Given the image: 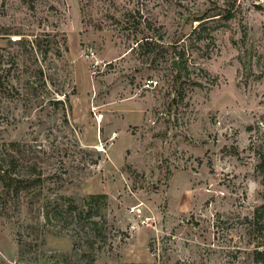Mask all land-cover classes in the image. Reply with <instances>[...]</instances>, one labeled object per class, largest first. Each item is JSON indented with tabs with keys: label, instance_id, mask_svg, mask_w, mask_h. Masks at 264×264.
Here are the masks:
<instances>
[{
	"label": "rangeland",
	"instance_id": "374dc122",
	"mask_svg": "<svg viewBox=\"0 0 264 264\" xmlns=\"http://www.w3.org/2000/svg\"><path fill=\"white\" fill-rule=\"evenodd\" d=\"M263 123L264 0H0V143L47 177L0 215V264H90L41 205L96 194L94 264H264Z\"/></svg>",
	"mask_w": 264,
	"mask_h": 264
},
{
	"label": "trees",
	"instance_id": "16d2710c",
	"mask_svg": "<svg viewBox=\"0 0 264 264\" xmlns=\"http://www.w3.org/2000/svg\"><path fill=\"white\" fill-rule=\"evenodd\" d=\"M178 60L180 68H185V53L180 52ZM257 154V169L264 176V146L259 148ZM40 165L37 156L30 157L28 149L21 142L0 143V215L12 205L19 208L27 204L29 208H34L37 203L41 204L47 177ZM45 202L41 205L45 224L55 226L61 232L72 229L73 237L80 241L74 243V248L79 250L85 245L87 249L82 252L84 259L94 264L97 252L108 241L107 220L102 214L103 207L107 205V196L89 195L85 198L84 206L65 197H49ZM253 227L263 239L254 253V260L264 263V203L254 208Z\"/></svg>",
	"mask_w": 264,
	"mask_h": 264
},
{
	"label": "built area",
	"instance_id": "2783aa9c",
	"mask_svg": "<svg viewBox=\"0 0 264 264\" xmlns=\"http://www.w3.org/2000/svg\"><path fill=\"white\" fill-rule=\"evenodd\" d=\"M157 84L156 81H154L153 79H149L146 83H145V87H151V86H155Z\"/></svg>",
	"mask_w": 264,
	"mask_h": 264
},
{
	"label": "water",
	"instance_id": "95a60500",
	"mask_svg": "<svg viewBox=\"0 0 264 264\" xmlns=\"http://www.w3.org/2000/svg\"><path fill=\"white\" fill-rule=\"evenodd\" d=\"M173 64H174V66H175L176 68L178 67V63H177L176 60L173 62Z\"/></svg>",
	"mask_w": 264,
	"mask_h": 264
}]
</instances>
